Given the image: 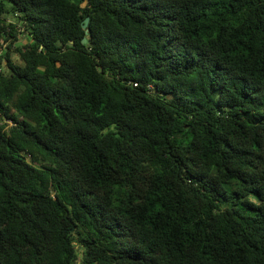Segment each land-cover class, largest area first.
<instances>
[{
  "label": "trees",
  "instance_id": "obj_1",
  "mask_svg": "<svg viewBox=\"0 0 264 264\" xmlns=\"http://www.w3.org/2000/svg\"><path fill=\"white\" fill-rule=\"evenodd\" d=\"M2 61L0 264H264V0H0Z\"/></svg>",
  "mask_w": 264,
  "mask_h": 264
},
{
  "label": "rangeland",
  "instance_id": "obj_2",
  "mask_svg": "<svg viewBox=\"0 0 264 264\" xmlns=\"http://www.w3.org/2000/svg\"><path fill=\"white\" fill-rule=\"evenodd\" d=\"M73 1H79V0H73ZM7 22H12V19L10 17H7ZM29 40L27 39V36L23 33H20L17 37V41L13 45V50L15 48L21 49V47L25 46L28 44ZM12 60H17V55L15 52H13Z\"/></svg>",
  "mask_w": 264,
  "mask_h": 264
},
{
  "label": "built area",
  "instance_id": "obj_3",
  "mask_svg": "<svg viewBox=\"0 0 264 264\" xmlns=\"http://www.w3.org/2000/svg\"><path fill=\"white\" fill-rule=\"evenodd\" d=\"M18 30H19V31H18L19 34L22 33L21 29H18ZM5 49H6V43L2 42V50H1V52H4ZM4 64H5L4 61H2V62L0 63V74H6V72H7V70H6L5 66H4ZM1 123H8V124L11 126V123H10L9 121H5V120H3V121H1Z\"/></svg>",
  "mask_w": 264,
  "mask_h": 264
},
{
  "label": "water",
  "instance_id": "obj_4",
  "mask_svg": "<svg viewBox=\"0 0 264 264\" xmlns=\"http://www.w3.org/2000/svg\"><path fill=\"white\" fill-rule=\"evenodd\" d=\"M88 22H89V19H88V17H87V18H85V19L83 20V23H82V25H81L82 29L85 30V33H86V34H87V26H88ZM85 43H86V39H83V40H82V44H85ZM70 44H72V43H70Z\"/></svg>",
  "mask_w": 264,
  "mask_h": 264
}]
</instances>
